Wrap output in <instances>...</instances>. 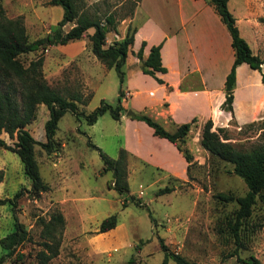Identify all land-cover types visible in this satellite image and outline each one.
<instances>
[{"label":"rangeland","instance_id":"rangeland-1","mask_svg":"<svg viewBox=\"0 0 264 264\" xmlns=\"http://www.w3.org/2000/svg\"><path fill=\"white\" fill-rule=\"evenodd\" d=\"M131 1L79 2L82 8L100 16L113 13L119 35L121 28L125 29L127 24L132 26L128 21ZM0 3L6 16L22 17L28 40L48 33L62 12L60 5L50 4L48 0H0ZM68 27V22L63 25L64 29ZM91 31L92 28H88L85 33ZM114 36L112 30L106 33L108 38ZM82 38L87 42L86 34ZM105 42L109 43L106 39ZM59 50V47L47 44L20 53L18 59L26 65L29 59L41 54L42 74H46L43 76L51 87L63 94L71 91H78L83 97L90 94L85 104L78 105L85 112L101 98L114 106L118 88L125 87L124 74L120 82L113 67H106L95 58V63L86 66L89 76L77 59L68 60ZM121 69L124 70V65ZM133 80L139 81L136 77ZM124 95L122 91L120 101ZM126 99L131 101L129 97ZM124 111L125 108L120 110ZM46 117L47 109L39 103L34 118L26 125L30 134L40 141L44 140L42 125ZM259 121L254 119L241 125L231 122L223 127V131L236 147L248 148L262 141ZM194 132L191 129L188 133L194 140L193 156L179 174L159 170L127 154L128 192L132 200L127 199L125 205L120 203L121 196L108 187L111 173L102 171L98 152L101 150L115 157L119 147L123 146V127L107 110L92 123L82 118L77 120L66 110L55 129L54 137L60 143L57 148L45 151L40 144H34L39 174L48 184V188L37 195L26 191L29 179L24 175L17 155L0 146V198L21 191L12 208L8 203L0 204V236L12 228V212L30 236L0 264L31 263L35 251L40 248V220L47 219L56 208L62 212L64 223L58 252L49 260L50 264H160L163 250L159 246V237L170 251L203 264H246L240 258L249 254L264 264V189L255 195L250 212L241 225V245L233 253L234 243L228 224L237 207L235 197L244 194L246 185L233 173L231 163L210 155L200 146ZM125 133H129L130 140L133 138L132 130ZM0 137L11 144L12 139L4 131H0ZM88 140L98 148L90 145ZM143 142L148 143L146 135ZM163 186L168 190L160 192L159 188ZM217 192L230 194L231 198L221 199ZM111 213L117 218L115 226L98 232L99 221ZM16 252L23 255L19 257ZM166 264L176 263L168 258Z\"/></svg>","mask_w":264,"mask_h":264},{"label":"trees","instance_id":"trees-1","mask_svg":"<svg viewBox=\"0 0 264 264\" xmlns=\"http://www.w3.org/2000/svg\"><path fill=\"white\" fill-rule=\"evenodd\" d=\"M79 1L48 0L50 4L61 6V16L51 26L48 33L32 40L27 39L22 17L20 15L6 16L0 3V131H4L12 139L11 144H9L0 137V146L17 155L23 173L29 179V188L26 191L32 195H37L40 191L48 188V184L42 180L38 171V164L34 156V144H40L45 151L57 148L60 143L54 137L55 129L59 117L66 110H69L77 120L82 118L87 123H92L105 110L109 111L112 118L117 119L122 109L120 104L122 90L120 87L118 88L117 101L114 106L101 98L97 105L85 112L78 108V105L85 104L90 94L83 97L78 91H71L67 94L61 93L46 82L41 70L43 60L41 54L29 59L28 63L24 65L18 59L20 53L45 47L47 44L66 43L86 34V43L91 53L104 66L113 67L120 82L123 76L121 66L128 53L136 56L142 62L139 66L142 72L153 76L159 82L161 79L154 75V71L165 70L159 58L160 42L151 44L147 54L143 56L144 40H141L139 47L133 50L131 45L135 28L127 24L121 38L113 39L105 44L106 33L110 30L117 32V21L113 13L108 12L100 16L82 8ZM137 1H131L129 15ZM207 1L213 6L230 35L233 59L224 78L225 96L221 103L223 108L230 110L235 66L240 62H246L250 67L260 70V63L264 62V59L253 53L246 40L239 34L234 17L227 8V0ZM67 22H70V25L64 29L63 25ZM87 28H92V31L85 33ZM261 80L264 81L263 76H261ZM39 103L44 104L47 109V117L42 125L44 135L42 141L34 138L26 128V125L34 118L35 109ZM130 116L142 119L152 128L153 134L165 137L175 145L185 160L190 159L191 153L185 144V138L189 125L194 118L190 121L180 122L172 129H166L145 113L133 112ZM258 127L262 131V141L248 148L236 147L228 140L222 126L211 129L209 119L204 121L199 137L200 146L210 155L231 163L233 173L238 175L246 185L244 194L235 197L237 207L228 224L234 243L233 253L241 245V225L250 212L255 195L264 189V116L260 119ZM88 143L98 148L89 140ZM98 152L102 162V171L109 170L111 173V178L107 182L108 187L113 188L121 196L120 203L125 205L127 199L132 200V196L128 192L126 149L119 147L115 157H110L101 150ZM166 190H168L166 186L159 188L160 192ZM20 192V190H16L11 197L0 198V204L8 203L12 208L15 198L20 195ZM216 195L221 199L231 198L230 194L223 192H217ZM12 219L11 230L0 236V263L13 254L20 242L30 239L23 223L18 220L14 212H12ZM116 220L115 213L106 215L100 220L98 232L106 231L115 226ZM40 221L42 224L41 239L38 241L40 248L35 251L34 260L29 264H50L49 260L58 252L64 223L62 212L56 208L50 212L47 219ZM158 242L163 250L160 264H166L168 258H171L176 264H203L170 251L160 237ZM16 255L21 257L23 253L16 252ZM240 261L246 264H260L252 254L240 258Z\"/></svg>","mask_w":264,"mask_h":264},{"label":"crops","instance_id":"crops-1","mask_svg":"<svg viewBox=\"0 0 264 264\" xmlns=\"http://www.w3.org/2000/svg\"><path fill=\"white\" fill-rule=\"evenodd\" d=\"M226 4L239 34L251 51L264 59V0H227ZM128 21L135 28L132 49L136 50L144 40L142 55L145 56L151 44L160 42L159 58L165 67L164 71H154L161 79L159 82L142 72L139 60L130 53L122 64L125 87L120 88L125 95L120 104L125 111L115 120L124 132L120 147L125 148L129 156L159 170L179 174L193 156L194 140L188 135L191 129L199 141L201 127L207 119L211 121V129H215L229 126L231 122L241 125L264 116V81L261 80L264 62L260 63V70L246 62L235 66L231 109L221 106L225 96L224 78L233 51L225 25L207 0H138ZM124 31L121 28L119 35L113 32L114 37L105 39L108 42L119 39ZM51 45L59 47L66 59H77L81 69L90 76L86 66L95 63V57L84 38ZM134 77L139 81L135 82ZM133 112L152 116L163 122L160 124L166 129L194 118L185 138L190 159L185 160L165 137L153 134L152 128L142 119L131 117ZM128 130L134 134L131 140L127 136L129 133H125ZM144 135L148 137L147 144L143 142ZM128 164L129 161L127 172Z\"/></svg>","mask_w":264,"mask_h":264},{"label":"water","instance_id":"water-1","mask_svg":"<svg viewBox=\"0 0 264 264\" xmlns=\"http://www.w3.org/2000/svg\"><path fill=\"white\" fill-rule=\"evenodd\" d=\"M141 63H142V62L139 60V61H138V64L141 65ZM128 111L131 113V110H128Z\"/></svg>","mask_w":264,"mask_h":264}]
</instances>
